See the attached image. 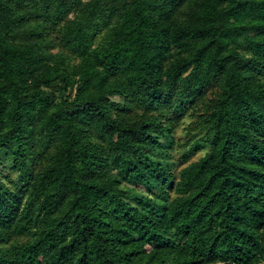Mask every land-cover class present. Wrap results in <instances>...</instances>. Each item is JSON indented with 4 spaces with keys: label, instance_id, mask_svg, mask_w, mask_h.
<instances>
[{
    "label": "trees",
    "instance_id": "16d2710c",
    "mask_svg": "<svg viewBox=\"0 0 264 264\" xmlns=\"http://www.w3.org/2000/svg\"><path fill=\"white\" fill-rule=\"evenodd\" d=\"M0 264H264V0H0Z\"/></svg>",
    "mask_w": 264,
    "mask_h": 264
},
{
    "label": "rangeland",
    "instance_id": "374dc122",
    "mask_svg": "<svg viewBox=\"0 0 264 264\" xmlns=\"http://www.w3.org/2000/svg\"><path fill=\"white\" fill-rule=\"evenodd\" d=\"M191 121L192 119L190 118L185 119L184 122L180 124L176 129V137L180 139L183 143L185 141V135L188 132V127L190 126ZM202 154L203 152H199L196 156L191 159V161L198 159ZM175 155H178V152H176Z\"/></svg>",
    "mask_w": 264,
    "mask_h": 264
}]
</instances>
